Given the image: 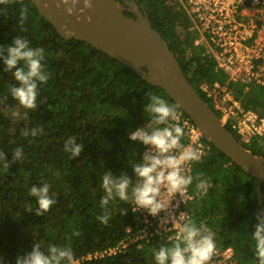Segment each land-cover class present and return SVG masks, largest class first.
Wrapping results in <instances>:
<instances>
[{"label":"trees","instance_id":"16d2710c","mask_svg":"<svg viewBox=\"0 0 264 264\" xmlns=\"http://www.w3.org/2000/svg\"><path fill=\"white\" fill-rule=\"evenodd\" d=\"M139 2L190 84L206 100L198 83L222 82L223 78L214 72L202 47H193L173 34L174 0ZM0 8H6V15H0V46H11L15 36L24 37L31 47L44 50L42 63L50 76L38 87L36 110H26L10 95V87L17 82L11 72L4 71L0 60V153L6 158L0 159V264H16L17 257L31 252L36 242L45 252L52 245L70 247L76 264H155L154 251L174 241L155 238L140 241L141 247L130 243L116 255L86 257L113 247L126 239L128 229L136 232L141 226V217L131 210L130 201L117 199L109 205L107 225L96 217L103 214L99 206L102 176L111 171L132 177V166L142 159L143 146L131 141L129 133L151 119L145 112L150 102L147 94L158 95L179 109L162 90L106 54L85 42L61 38L30 0H16ZM21 12L27 14L26 31L18 26ZM243 106L264 116V90L253 88ZM13 111L20 113L19 118L12 116ZM33 128H42L43 134L22 135L23 130ZM70 137L83 145L75 158L64 151V142ZM18 147L23 149L22 159L13 162L12 152ZM246 149L264 158V151L255 145ZM196 177L210 186L208 194L192 205V220L212 231L220 249L232 248L238 264H256L251 234L256 215L264 207V202H258L256 179L214 148L193 166V189ZM45 183L56 203L37 216L38 205L29 192L33 185ZM260 193L264 198L263 189Z\"/></svg>","mask_w":264,"mask_h":264},{"label":"clouds","instance_id":"9594fccd","mask_svg":"<svg viewBox=\"0 0 264 264\" xmlns=\"http://www.w3.org/2000/svg\"><path fill=\"white\" fill-rule=\"evenodd\" d=\"M15 2L16 0H0V5L7 6ZM0 15H6V8H0ZM26 21L27 14L21 12L18 18L21 31H26ZM44 59V50L31 47L29 41L22 36H15L11 46H0V60L5 66L4 71L11 72L17 82L10 87V95L26 110H36L38 87L47 83L50 78L42 63ZM147 96L150 102L145 105V112L150 115L151 123L129 133L131 141L142 142L147 150L142 159L132 166L135 182L127 174L114 175L111 171L102 176L103 196L99 206L103 209V214L96 219L103 225L109 223V205L117 199L124 202L131 200L137 208L146 209L155 217L168 207L172 197L182 194L193 184L194 178L184 174L183 166L199 162L201 153L182 143L186 136L182 126H168L169 121L177 119L174 106L158 95L148 93ZM11 114L17 118L20 116L18 111ZM24 115L26 117L28 113L25 112ZM41 134L42 128L22 131L25 137H37ZM76 140L75 137H70L64 142V151L70 153L72 158L78 157L83 150V145L77 144ZM22 152V148H16L12 152V161H21ZM0 159L6 161L5 153H0ZM196 180V189L202 199L209 191L207 182L199 177ZM29 195L35 198L38 205L34 211L37 216L48 212L56 203L47 183L33 185ZM254 228L251 239L255 242L256 264H264V215H256ZM215 251L216 242L212 231L202 225L198 226L193 220H187L180 226L171 246L159 247L154 251L153 258L155 264H211ZM16 264H75V259L70 247L52 245L45 252L36 242L31 252L17 257Z\"/></svg>","mask_w":264,"mask_h":264},{"label":"built area","instance_id":"2783aa9c","mask_svg":"<svg viewBox=\"0 0 264 264\" xmlns=\"http://www.w3.org/2000/svg\"><path fill=\"white\" fill-rule=\"evenodd\" d=\"M172 13L171 29L175 37L188 41L193 47H202L206 58L214 64V72L223 78L222 82L198 83V89L206 98L204 101L224 127H229L230 132L238 137L242 146L246 148L253 144L264 151V116L243 106L244 97L253 88L264 90V0H174ZM175 110L177 119L169 121L168 126H182L186 132L182 143L201 153L199 162L183 166L184 174L193 177V166L209 156L213 147L187 115ZM150 123L151 119L139 128ZM142 146L143 157L147 146ZM192 185L172 197L168 207L155 217L146 209L137 208L130 200L131 210L141 217L138 231L128 229L126 239L86 258L123 253L130 243L141 247L140 241L149 242L155 238L174 241L180 226L193 219L192 205L201 201ZM211 264L238 263L232 248L220 249L216 244Z\"/></svg>","mask_w":264,"mask_h":264},{"label":"water","instance_id":"95a60500","mask_svg":"<svg viewBox=\"0 0 264 264\" xmlns=\"http://www.w3.org/2000/svg\"><path fill=\"white\" fill-rule=\"evenodd\" d=\"M42 18L65 40L75 39L106 54L159 88L193 122L204 140L256 179L258 202H264V158L242 146L227 130L184 75L178 60L161 35L152 28L136 3L135 19L125 16L116 0H30ZM91 3V7H89ZM264 215V207L260 212Z\"/></svg>","mask_w":264,"mask_h":264},{"label":"flooded vegetation","instance_id":"af4514ba","mask_svg":"<svg viewBox=\"0 0 264 264\" xmlns=\"http://www.w3.org/2000/svg\"><path fill=\"white\" fill-rule=\"evenodd\" d=\"M118 1L123 7H124V14L126 17L135 19V15L132 13L133 8L131 6L126 5V2L128 3H136L139 10L141 12H145L143 5L139 2V0H116ZM146 13V12H145Z\"/></svg>","mask_w":264,"mask_h":264},{"label":"rangeland","instance_id":"374dc122","mask_svg":"<svg viewBox=\"0 0 264 264\" xmlns=\"http://www.w3.org/2000/svg\"><path fill=\"white\" fill-rule=\"evenodd\" d=\"M255 90V89H254Z\"/></svg>","mask_w":264,"mask_h":264}]
</instances>
